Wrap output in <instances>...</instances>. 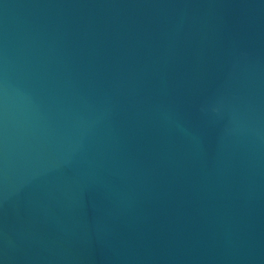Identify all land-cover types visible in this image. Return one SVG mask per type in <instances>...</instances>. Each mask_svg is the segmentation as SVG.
<instances>
[{"label":"water","instance_id":"95a60500","mask_svg":"<svg viewBox=\"0 0 264 264\" xmlns=\"http://www.w3.org/2000/svg\"><path fill=\"white\" fill-rule=\"evenodd\" d=\"M0 264H264V0H0Z\"/></svg>","mask_w":264,"mask_h":264}]
</instances>
